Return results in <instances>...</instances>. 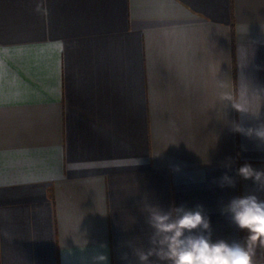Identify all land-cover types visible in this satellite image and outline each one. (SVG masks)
Listing matches in <instances>:
<instances>
[{
    "label": "crops",
    "instance_id": "0c3cea01",
    "mask_svg": "<svg viewBox=\"0 0 264 264\" xmlns=\"http://www.w3.org/2000/svg\"><path fill=\"white\" fill-rule=\"evenodd\" d=\"M35 4L0 0V264H136L146 206L203 205L213 242H243L221 208L264 168L232 130L264 123L234 107L243 83L264 97V0Z\"/></svg>",
    "mask_w": 264,
    "mask_h": 264
},
{
    "label": "clouds",
    "instance_id": "9594fccd",
    "mask_svg": "<svg viewBox=\"0 0 264 264\" xmlns=\"http://www.w3.org/2000/svg\"><path fill=\"white\" fill-rule=\"evenodd\" d=\"M34 10L47 15V0H36ZM239 94L241 102L234 105L235 109L259 119L264 108L262 93L243 83ZM250 96L256 101L254 111ZM232 130L264 145V123L249 127L236 123ZM224 166L231 167V158ZM236 175L252 181L255 191L232 198L221 208V214L227 215L232 223L247 233L243 242H213L211 221L203 205L191 209L180 205L167 211L159 206H146V222L152 233L148 247L129 244L136 264H254L257 246L264 248V199L256 194L264 192V168L257 169L245 162L236 170ZM235 184V178L227 173L220 178V187H235ZM121 259L127 262L129 254H122ZM92 264H108L107 254L97 253L92 257Z\"/></svg>",
    "mask_w": 264,
    "mask_h": 264
}]
</instances>
